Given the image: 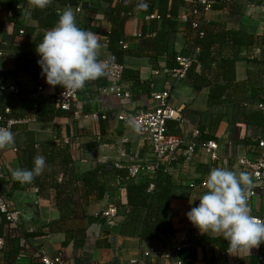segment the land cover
I'll return each mask as SVG.
<instances>
[{
    "label": "crops",
    "instance_id": "0c3cea01",
    "mask_svg": "<svg viewBox=\"0 0 264 264\" xmlns=\"http://www.w3.org/2000/svg\"><path fill=\"white\" fill-rule=\"evenodd\" d=\"M152 1L144 0L147 8H135L133 20L126 28L127 36L139 35L143 24L148 26L155 20L148 19L156 14ZM210 1V10L198 13L195 18L206 23L224 22L225 30L248 45L238 46L231 41L206 45L203 68L196 70L201 73L205 68L197 81V91L185 78L173 81V75L167 70L175 67V55L193 53L196 58L200 55L199 48L186 46V41L194 35L188 31L178 32L169 36L165 51L157 57L123 58L120 85L129 93L128 99L101 93V89L113 86L106 74L83 88L70 111L54 115L46 108L41 109L40 119L36 120L34 112L29 111L34 96L28 94L34 82L28 75L20 77L16 69L17 59L29 49L32 38L16 36L12 39V13L6 8L5 0H0V90L14 87L16 92L9 88L6 91L23 92L15 113L28 114L19 120L9 119L17 123L10 129L14 134L13 146L0 149V190L5 199L8 193L13 201L18 196L25 199L33 196L39 206L59 212L57 220L45 224L20 219L21 232L7 245L13 264H32L40 253L60 256L64 264H131L148 250L152 251L151 255L143 264H177L178 260L181 264H264V244L249 253L224 254L228 250L226 241L212 234L199 233L186 219V213L197 206L199 197L206 191L207 177L212 169L224 168L239 174L246 171L238 164L239 158L264 157L258 146L264 141V125L259 126L255 121L256 117L264 120V3L232 0V7L220 8L221 3L231 0ZM87 2L81 0L82 11L88 9ZM189 12L188 6L178 10L180 31L186 28L181 18L188 17ZM23 17L25 25L37 27V22L25 18L24 11ZM96 19L101 27L97 39L100 44L98 59L102 62L109 57L105 40L107 24L103 16ZM153 24L158 31L162 30L160 20ZM127 47L137 49V44L133 42ZM38 71L40 74V68ZM162 90L170 91L169 105L181 115L182 122H172L180 125L178 134L196 140L200 129L204 128L209 130L217 149L212 159L202 148H197L190 161L169 169L179 184L178 191L169 200L172 234L140 242L137 238L121 236L117 231L116 225L123 221L127 209L116 203L121 201L123 193L115 172L131 164L150 162V147L142 136L117 118L152 108L155 103L149 95ZM50 92L46 83L37 90V95L45 100L44 105L48 104ZM5 109L8 113V108ZM195 131H198L197 136H194ZM41 155L46 160L42 175L30 184H20L13 179L15 169L30 170L34 159ZM98 166H102L104 173L100 179L102 187L97 194L86 197L77 177ZM252 181L248 193L254 191L255 195L248 197V206L251 215L264 220V183ZM113 189L117 191L111 197ZM57 200L61 205L69 203L71 212L64 220L55 205ZM108 205L117 208L115 218L100 219L97 215ZM23 233L39 236L26 238ZM179 246L177 254L175 249ZM12 253L16 255L13 257ZM3 256L0 253V264H7Z\"/></svg>",
    "mask_w": 264,
    "mask_h": 264
},
{
    "label": "trees",
    "instance_id": "16d2710c",
    "mask_svg": "<svg viewBox=\"0 0 264 264\" xmlns=\"http://www.w3.org/2000/svg\"><path fill=\"white\" fill-rule=\"evenodd\" d=\"M86 1L89 3L88 9L74 15L77 25L82 29L95 33L98 36L101 34V27L100 24L98 25L96 23V18L98 16H103L107 24L105 32L107 51L109 56L115 57V62L121 65L125 56L157 57L165 51L169 36L178 32L185 33L188 31L194 35L193 39L186 41V46L190 48H199L201 50L200 55L197 56L196 60L199 64H201L202 68V63L204 61L202 58L204 57L203 48L206 47V45L207 47L212 46L215 43L222 45L226 41H231L232 44L236 45L239 44L238 46L243 44L248 45V42L236 39L231 31L225 30L224 22L206 23L196 19L194 16H188L189 19L186 22V28L180 31V28H178V10L180 7L188 6L190 15L193 9L191 4L192 0H153L152 7L156 10V15L160 17L162 30H157V26L153 24L155 20H153L148 23V26L143 24L141 31L137 36H127L126 28L128 23L132 22L134 10L141 0ZM260 1L264 3V0ZM80 3L81 0H51V4L47 8L32 11L31 18L29 19L37 22V27H30L24 24V17L22 18V12L25 8H27V6H29L27 0H5L6 8L12 13L10 20V23L13 26L12 39L16 36H22L25 39L32 38L29 49L22 52L17 59L16 69L18 70L17 72L20 77L28 75L34 82V87L30 92H28V94L34 96V98L30 101L31 103H29V105H31L29 111L34 112L36 120L40 119L41 109L46 108L54 115L62 114L63 111L56 109L54 106L55 95L60 89H62L59 86L55 89H51L47 105H44V98L37 95V90L45 83V80L38 71L39 67L37 66V60L39 57L35 53V47L42 41L45 33L55 25L59 19V15L63 12V8L69 5L77 6ZM233 3L234 1L232 0L229 3H221L220 8L226 6L232 7ZM193 21L198 22L197 28L191 27V22ZM200 34H202V36ZM133 42L137 44V49L132 50L127 47V44H131ZM125 45L126 47L124 48ZM177 56L182 55H175L174 61ZM204 69L201 73H197L195 66H193L187 71L184 77L190 83L194 84L193 86L195 91L198 90L196 87L197 81H199V76L202 75ZM167 70L170 73L172 69ZM176 80L177 77L173 75V81ZM88 86L89 82L86 83L84 88ZM8 88L9 87H5V90H0V116L6 120H19L20 118H25L28 116L27 113H24V115L15 113V111L19 109V104H21V102H19V97L23 94V92L10 93L6 91ZM82 90H78L79 96ZM162 92L170 94V91L166 90L153 91L152 93ZM151 94L149 95L150 100H152ZM262 104H264V102H262ZM5 108H8V113H5ZM148 110L149 109H147V111ZM255 121L259 126L264 125V120L259 117H256ZM172 122L173 121H169L167 123L168 134L188 139V137H183L178 134L180 125ZM209 134V130L205 131V129L202 128L200 129L199 135L195 141L198 143H204L213 140V137ZM246 143L248 144L247 141ZM186 152L187 149L185 146L179 147L174 153L173 160L162 165L153 176L145 175L132 179L127 176V171L125 169H120L115 172V175H117L120 180V191L123 193L121 201H117L116 203L118 206H123L127 209V213L123 221L117 223L116 225L117 231L121 236L137 238L140 242H145L154 241L163 236L172 234L173 230L170 219L169 200L174 197L175 193L178 191L179 184L174 181L171 174L172 172L169 171V169L174 168L178 164H184ZM103 176L104 173L102 171V166H98L77 177V180L80 181L82 185L84 195H86V197L98 193L102 187L100 179ZM150 186L153 187L151 190ZM115 191H117V189L110 191L111 197H113V192ZM5 196L7 205L13 210H16L14 204L15 200H12V196L9 195V193ZM58 196L59 193H56V197ZM55 205L61 213V220H64L66 215L71 212V210H69V203L66 202L61 205L59 200H57ZM109 224L113 226V222H110ZM20 232L21 229L19 225L11 226L10 223L6 221L4 215L0 214V237L4 239V247L0 250V253L4 255L3 259L7 264H13L11 262V254L9 253L10 250L7 248V245L12 242V240H14ZM23 236L26 238H34L39 235L36 233H25ZM12 255L14 257L16 253H12ZM34 260L35 261L32 264H42L40 261V254H37Z\"/></svg>",
    "mask_w": 264,
    "mask_h": 264
},
{
    "label": "clouds",
    "instance_id": "9594fccd",
    "mask_svg": "<svg viewBox=\"0 0 264 264\" xmlns=\"http://www.w3.org/2000/svg\"><path fill=\"white\" fill-rule=\"evenodd\" d=\"M27 3L30 7L24 9V16L31 18L32 11L47 8L51 0H27ZM137 6L148 7L143 0ZM99 48L97 35L79 27L71 8H66L35 47L39 57L37 66L46 85L50 89L59 86L76 92L82 90L87 82L105 76L115 57L101 62L98 59ZM127 123L134 132L141 131L135 119ZM13 144V132L7 127H0V149ZM45 167L46 160L41 155L34 159L30 170L17 168L12 177L20 184H30L42 175ZM252 182L247 171L237 174L224 168L212 169L207 177V189L199 197V203L186 213L187 221L201 234L221 237L227 242L229 252L249 253L264 244V220L251 215L248 206L247 193Z\"/></svg>",
    "mask_w": 264,
    "mask_h": 264
},
{
    "label": "built area",
    "instance_id": "2783aa9c",
    "mask_svg": "<svg viewBox=\"0 0 264 264\" xmlns=\"http://www.w3.org/2000/svg\"><path fill=\"white\" fill-rule=\"evenodd\" d=\"M256 3H260V0H255ZM191 4L193 6L192 12L188 16H196L198 13L207 12L210 10L211 1L210 0H192ZM72 8L75 14L80 13L82 10L80 5L73 6L69 5L63 8ZM148 19L160 20L158 15H150ZM183 21L187 22L188 17H182ZM191 27L197 28L198 22H191ZM202 36V34H200ZM126 45L124 46V48ZM112 56L104 60H109ZM197 58L193 53L187 55L177 56L175 58L176 67L170 71L171 74L175 75L177 79H183L187 71L195 66V69H200L201 65L197 62ZM103 60V61H104ZM124 68L121 64L114 61L111 65L110 70L106 73L107 76L113 82L112 87L101 89V93L104 95L114 94L119 98L128 99L129 93L125 91L121 84L123 78ZM9 91L16 92V88L10 87ZM79 93L78 91L72 92L64 89H60L54 99V106L56 109L61 111H70L72 106L77 102ZM170 94L167 92L162 93H152L151 98L155 105L146 112L136 113L133 115L122 114L118 116L117 120L125 123L128 126V120L135 119L136 123L140 127L141 131L136 132L139 136H142L150 147L151 159L148 163H136L131 164L124 169L127 171V176L129 178H137L140 176H153L159 170V168L172 161L175 151L182 146L187 149L185 162L190 161L192 156L196 152L197 148H202L206 153L210 154L212 159H215V151L217 145L214 141H207L204 143H198L193 139H183L181 137H176L168 134L167 123L169 121L182 122L181 115L178 110L173 109L169 105ZM259 108H262L260 105ZM93 119H97L96 115L91 116ZM104 118V117H103ZM16 121L6 120L0 116V127L12 128ZM198 135V131L194 132V136ZM259 148L262 153H264V141L259 142ZM238 164L246 169V171L251 175L252 179L256 182L264 183V157L258 156L254 160H249L246 158H239ZM121 168V167H119ZM1 179V176H0ZM190 187H193L191 185ZM153 187L150 186V190ZM255 195L254 191H249L248 197H253ZM0 214L4 215L6 221L10 223L11 226L19 225L20 214L15 209L10 208L7 203L3 193L0 191ZM117 214V208L114 205H108L106 209L102 210L97 216L103 220H112ZM4 247V239L0 237V250ZM181 246L175 249V253H179ZM151 250L141 253V255L131 261V264H143L144 259L150 257ZM229 250L225 251L224 254H229ZM42 264H64L60 256L49 257L45 253H40ZM177 264H181V261H177Z\"/></svg>",
    "mask_w": 264,
    "mask_h": 264
},
{
    "label": "water",
    "instance_id": "95a60500",
    "mask_svg": "<svg viewBox=\"0 0 264 264\" xmlns=\"http://www.w3.org/2000/svg\"><path fill=\"white\" fill-rule=\"evenodd\" d=\"M116 196L118 197V193H116ZM14 204L21 219L25 221L33 220L45 224L48 221L57 220L59 218L58 211H49L48 207L39 206L33 196L26 199L18 196L16 197Z\"/></svg>",
    "mask_w": 264,
    "mask_h": 264
}]
</instances>
